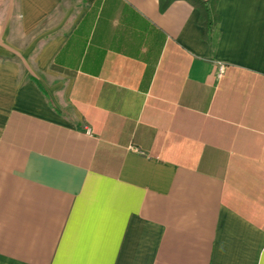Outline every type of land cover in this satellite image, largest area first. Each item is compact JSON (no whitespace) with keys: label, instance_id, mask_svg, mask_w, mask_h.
<instances>
[{"label":"crops","instance_id":"1","mask_svg":"<svg viewBox=\"0 0 264 264\" xmlns=\"http://www.w3.org/2000/svg\"><path fill=\"white\" fill-rule=\"evenodd\" d=\"M216 11L0 0V264H264V0Z\"/></svg>","mask_w":264,"mask_h":264},{"label":"trees","instance_id":"2","mask_svg":"<svg viewBox=\"0 0 264 264\" xmlns=\"http://www.w3.org/2000/svg\"><path fill=\"white\" fill-rule=\"evenodd\" d=\"M177 0H160L161 11H165ZM191 3L200 13L199 25L205 29V39L211 41L212 33L220 21L216 11L218 0H185Z\"/></svg>","mask_w":264,"mask_h":264},{"label":"built area","instance_id":"3","mask_svg":"<svg viewBox=\"0 0 264 264\" xmlns=\"http://www.w3.org/2000/svg\"><path fill=\"white\" fill-rule=\"evenodd\" d=\"M225 72V66L223 64H220L217 71V78H221ZM87 133L91 134V130L87 129Z\"/></svg>","mask_w":264,"mask_h":264}]
</instances>
